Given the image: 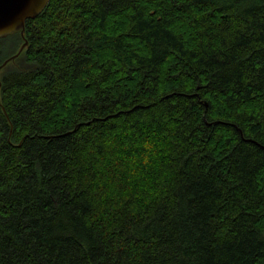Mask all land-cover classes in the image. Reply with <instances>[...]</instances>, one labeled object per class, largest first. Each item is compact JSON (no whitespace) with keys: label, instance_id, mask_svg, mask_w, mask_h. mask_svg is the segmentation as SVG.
I'll use <instances>...</instances> for the list:
<instances>
[{"label":"trees","instance_id":"16d2710c","mask_svg":"<svg viewBox=\"0 0 264 264\" xmlns=\"http://www.w3.org/2000/svg\"><path fill=\"white\" fill-rule=\"evenodd\" d=\"M23 35L0 264H264V0H49Z\"/></svg>","mask_w":264,"mask_h":264},{"label":"water","instance_id":"95a60500","mask_svg":"<svg viewBox=\"0 0 264 264\" xmlns=\"http://www.w3.org/2000/svg\"><path fill=\"white\" fill-rule=\"evenodd\" d=\"M49 0H0V37H4L14 32H20L23 36V43L19 47L18 53L27 45L23 33L25 21L34 18L39 14ZM14 54L11 58L18 55ZM7 62L5 60L2 65Z\"/></svg>","mask_w":264,"mask_h":264}]
</instances>
